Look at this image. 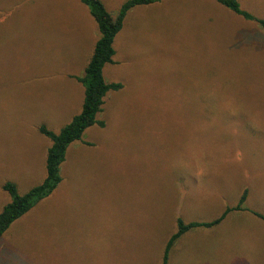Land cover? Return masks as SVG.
Here are the masks:
<instances>
[{
    "label": "rangeland",
    "instance_id": "obj_1",
    "mask_svg": "<svg viewBox=\"0 0 264 264\" xmlns=\"http://www.w3.org/2000/svg\"><path fill=\"white\" fill-rule=\"evenodd\" d=\"M116 15L127 0H101ZM264 19V0H239ZM100 34L80 0H0V213L46 177L51 140L82 110ZM105 80L121 83L73 143L62 183L0 240V264H162L177 219L264 215V30L214 0L136 7ZM169 264H264V221L232 212Z\"/></svg>",
    "mask_w": 264,
    "mask_h": 264
},
{
    "label": "trees",
    "instance_id": "obj_2",
    "mask_svg": "<svg viewBox=\"0 0 264 264\" xmlns=\"http://www.w3.org/2000/svg\"><path fill=\"white\" fill-rule=\"evenodd\" d=\"M88 9L95 20L100 37L97 40L93 54L85 68L82 77H76L84 88V101L81 112L74 116L60 133L50 131L46 126L40 127V133L51 140V146L47 153L46 177L44 181L33 187L28 193L21 195L18 187L13 182H6L3 190L11 197L0 213V240L9 227L18 219L23 217L39 202L50 197L63 181L61 166L66 159L68 148L75 142L83 139L84 133L91 126H106L104 121L98 120L102 112L104 100L111 91H119L123 88L121 83H109L104 77V68L114 63L116 51L114 42L117 35L124 28V21L128 13L136 7L156 5L164 0H127L119 9L117 14L112 15L101 0H80ZM221 6L229 9L236 15L247 21L255 22L264 30V19L255 17L252 13L241 8L239 0H214ZM248 191H245L238 205L228 207L223 214L210 222H185L182 218L177 219V231L168 240L162 258V264H169L171 252L185 234L195 229H212L219 226L232 212L249 211L264 221V215L246 209ZM1 243V242H0Z\"/></svg>",
    "mask_w": 264,
    "mask_h": 264
},
{
    "label": "crops",
    "instance_id": "obj_3",
    "mask_svg": "<svg viewBox=\"0 0 264 264\" xmlns=\"http://www.w3.org/2000/svg\"><path fill=\"white\" fill-rule=\"evenodd\" d=\"M165 1V0H164ZM152 6V5H151ZM141 7H147V6H141ZM132 11V10H131ZM125 22V21H124ZM124 27V26H123ZM114 64V63H113Z\"/></svg>",
    "mask_w": 264,
    "mask_h": 264
}]
</instances>
